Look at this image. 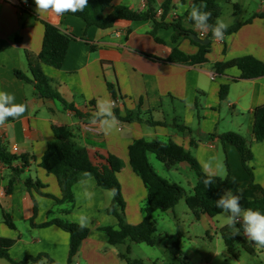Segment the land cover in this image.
<instances>
[{
	"label": "crops",
	"instance_id": "0c3cea01",
	"mask_svg": "<svg viewBox=\"0 0 264 264\" xmlns=\"http://www.w3.org/2000/svg\"><path fill=\"white\" fill-rule=\"evenodd\" d=\"M165 1L154 0L152 7L157 11ZM192 1L169 0L164 23L170 24L174 18L190 13ZM215 1L219 5H231L232 10L234 4L238 5L239 11H232L230 22L226 24L229 27L241 26L235 33L225 35L223 40L212 38L207 62L190 65L157 60L167 59L173 49L186 56L198 52L191 38L178 35L173 39L174 30L170 26L156 28L154 35L160 41H155L150 34L153 23L148 20L130 22L120 19L109 29L86 28L84 21L75 16L64 14L57 17L50 12L38 15L36 11L32 16L20 11L18 0H0V91L14 94L16 103L27 105V111L21 118L8 119L0 127V141L7 153L17 158L10 164L0 161V238L13 240L8 251L12 261L47 255L55 264H67L69 233L54 224L44 225L51 219L80 225L81 218H84L88 224L89 233L81 241L72 264H127L121 255L129 246L130 256L138 245L129 240L110 245L107 235L99 230L103 226L117 228V219L105 212L112 201L110 191L101 189L93 177L73 185V202L61 204L47 196L61 198L55 176L47 174L39 166L47 146L55 139L53 127H67L73 144L85 148L94 164L100 162L99 156L113 155L122 160L123 167L116 178L125 204L124 218L131 225L142 221L143 210L147 206L146 188L128 162V147L138 139L171 141L188 150L205 174L224 181L219 186L222 194L229 189L241 199L253 201L262 198L264 142L255 140L252 127L255 109L264 105V76L240 79V71L234 66L225 69L223 74H217L214 68L217 63L245 56L264 64V0H260L261 6L245 19H240L241 7L234 0L231 3ZM112 4L124 5L133 11L147 9L145 0H112ZM109 12L107 9L105 14ZM156 15V21L160 22L161 16L157 12ZM219 18L222 20V14ZM180 22L183 29L200 34L184 19ZM44 24L53 25L72 37L59 69L43 64L38 58ZM91 45L93 50H90ZM16 70L30 79L32 71L48 78L51 88L81 114L65 109L58 101L39 97L33 83L15 76ZM107 83L115 86L116 95L120 98L112 108V111L114 108L117 110L118 123L105 134L100 130L99 122L93 124L92 120L98 111V101L114 102ZM222 85L228 86L223 101L219 99ZM132 110L138 111L140 120L124 122L122 119L127 111ZM223 114L227 116L222 118ZM224 119L227 123L222 126ZM226 132L237 133L246 140L251 153L248 165L252 171V182L259 188L250 186V177L243 168L237 149L219 140L218 135ZM149 154L152 153H147L148 161L157 173ZM162 166L167 175L190 168L184 162L170 168ZM26 179L39 181V192L27 190ZM196 180L195 176L192 190ZM183 202L186 204L185 198ZM179 204L180 201L171 210L155 211L152 218L156 225L163 222L173 231L179 220L176 211ZM188 212L193 216L190 210ZM4 215L9 216L14 228L4 224ZM193 218L194 222L212 223L211 230L215 236L219 235L225 223L217 215L201 214L199 219ZM242 223L241 219L237 224ZM172 231L165 232L167 238H173ZM241 235L247 239L243 230ZM253 245L254 249L257 248ZM167 247L166 252L175 262H180L168 252ZM0 264L11 263L0 258ZM39 264L53 263L43 257Z\"/></svg>",
	"mask_w": 264,
	"mask_h": 264
},
{
	"label": "trees",
	"instance_id": "16d2710c",
	"mask_svg": "<svg viewBox=\"0 0 264 264\" xmlns=\"http://www.w3.org/2000/svg\"><path fill=\"white\" fill-rule=\"evenodd\" d=\"M18 1L22 13H27L32 16L35 15L36 5L34 0H27V2H25V0ZM145 2L147 5L145 11H133L124 5H113L112 0H88V7L82 12H77L75 14L69 12L66 13V15L82 19L86 28L96 27L97 29L112 28L114 23L120 19L130 22L148 20L153 23V29L150 34L155 41H160L154 35L156 28L170 26L174 30L173 39L178 35L191 38V42L198 47V52L195 55L186 56L177 49H173L167 59H157L159 62H184L190 65L207 62L206 55L209 52L211 43L209 41L208 44H205L204 41L213 38L211 31L201 40L198 38L199 35L195 34L193 31L183 29L180 22L181 19H184L192 27H195L194 22L189 19V13L184 14L181 18H174L170 24L164 23L163 19L168 10L169 0L162 3L161 9L163 12L160 15V22H157L156 10L152 7L154 0H145ZM225 2L231 3V0H225ZM194 4L198 7L205 4L207 5L206 8L202 7L201 10L211 11L212 19L209 21L210 24H215L216 18H219L222 14L221 7L215 0H193L190 6L192 7ZM107 9H109L110 12L105 14ZM237 11H239V6L234 4L233 12L236 13ZM240 26L241 24H235L228 27L225 35L235 33ZM71 39V36L62 33L57 27L44 24L42 45L38 54L39 60L43 64L53 68H61ZM93 49L94 46L91 45L90 50ZM233 66L240 71V79H253L264 76V64L250 56L237 58L225 63H217L214 69L217 74H223L225 69ZM14 73L19 79L33 83L39 97L58 101L65 109L74 111L76 115L81 114L74 109L72 105L68 104L59 93L51 88L49 80L45 76L32 71V79H30L17 70L14 71ZM107 88L115 102L114 104H116V100L120 97L116 95L115 86L112 83H107ZM227 93L228 86L222 85L219 90V99L221 101L225 100ZM113 112L118 119L116 108H114ZM122 120H124V122L140 120L138 111H127L126 116ZM148 124L154 123L148 122ZM53 134L55 139L47 146L39 166L43 168L47 174L55 176L61 189V198L58 199L51 195L47 196L61 204L73 202V185L87 177H93L101 189L110 191L115 188L117 194L115 197H112V201L105 212L117 219V228L111 226L99 227V230L107 235L110 245L121 244L125 240H129L136 244L145 243L148 246H153V234L156 232V222L152 218L153 213L155 211L164 212L173 209L183 197V189L178 184L168 182L154 171L148 161L147 153L154 154L155 158L164 164L166 168L184 162L188 164L190 169L194 172L197 179L196 184L193 187L192 194L185 198V203L196 219H199L201 214L214 217L221 211L216 208L215 201L222 195L219 186L224 184L223 180L210 176L213 183L210 187H206L204 180L209 176L202 171L201 167L188 150L171 141L163 142L158 139L146 141L144 139H138L128 147V162L133 173L139 176L146 188L147 206L143 210L142 221L137 225H131L127 223L124 218L123 210L125 204L121 195L120 184L116 178V174L123 167L122 160L113 155L99 156L100 162L94 164L90 160L85 148L76 147L73 144L67 127H53ZM252 134L256 141L264 142V105L258 107L254 111ZM218 138L222 144H230L237 149L243 168L250 177V186L259 188L252 182V171L248 165L251 160V153L248 149L246 140L241 135L234 132L221 133L218 135ZM15 160L17 161V158L9 155L5 146L0 141V161L5 164H10ZM21 160L23 164H25V158L22 157ZM40 186L41 184L37 180L26 179L25 181V188L27 190L34 189L39 192L38 189ZM260 190L262 192L261 199L253 201L241 199V207L244 209L251 208L253 210H259L264 214V190L261 188ZM3 219L5 225L9 228H14L9 216L4 215ZM50 224H54L69 233L70 241L67 264H72V259L81 241L87 237L89 229L87 227L82 229L79 224L60 219H51L44 223V225ZM236 227L240 229V234L238 235H233L232 229L227 226L220 228L219 235L224 242L227 253L235 260H238L239 253L237 251V245H240V247L250 255L255 254V249L254 243L248 241L241 235L243 230L242 225L236 224ZM179 241L180 239L178 238L167 247V250L184 264V261H181L182 251L179 247ZM12 245L13 240L0 238V258H4L11 264H39L43 257H45L49 263L55 264L47 255H39L37 257L27 256L19 262H14L8 255V251ZM129 253L130 248L127 246L124 253L121 255L127 264H145L141 259H132Z\"/></svg>",
	"mask_w": 264,
	"mask_h": 264
},
{
	"label": "rangeland",
	"instance_id": "374dc122",
	"mask_svg": "<svg viewBox=\"0 0 264 264\" xmlns=\"http://www.w3.org/2000/svg\"><path fill=\"white\" fill-rule=\"evenodd\" d=\"M234 2L241 7L240 19L247 18L251 12L261 6L260 0H234ZM220 6L222 8V20L225 23L230 22L231 12L233 11L232 6L224 3ZM225 111L228 112L227 109ZM224 116L227 115L223 114L222 118ZM226 121L227 119L221 121V125L224 126L227 123ZM148 156L161 177L178 184L183 189V197L178 208H176L179 220L176 222V226H173V231L169 227H165L163 222H158L154 235L155 245L149 247L144 243L138 244L133 254L130 255L131 258H141L146 262L143 261L145 264H151L149 260L156 261L157 264H183L182 262H175L174 258L165 250L166 246L171 245L179 238V247L182 251L181 261L186 264H264V250L257 247L255 248V254L250 255L238 245L239 259L235 260L227 253L221 237L219 235L215 236L213 229L211 230L212 223L194 222V218L189 214L186 204H183L184 198L192 193L193 182H195V174L190 168H187V170L179 169L178 172L173 171L171 175H167L162 168V164L155 159L154 154ZM192 222L193 224H191ZM207 230L208 232H206ZM169 231L173 232V238L166 237L165 232ZM208 235L211 237H207ZM217 253H221V256L226 258L221 259L216 255Z\"/></svg>",
	"mask_w": 264,
	"mask_h": 264
},
{
	"label": "clouds",
	"instance_id": "9594fccd",
	"mask_svg": "<svg viewBox=\"0 0 264 264\" xmlns=\"http://www.w3.org/2000/svg\"><path fill=\"white\" fill-rule=\"evenodd\" d=\"M27 2V0H25ZM36 5L35 11L40 14L53 13L60 17L66 13L82 12L88 7V0H34ZM206 8L207 5L197 6L192 5L189 13V19L194 22L195 28L199 31V39L203 40L205 35L211 31L215 40L220 41L225 38V32L229 25L220 18H216L215 24H210L212 19L211 11H202L201 8ZM98 111L95 114L92 123L99 122L100 130L105 134L111 132L118 121L112 111L115 107L114 102L108 100H100L97 102ZM27 111V105L24 103H16L15 95L6 91H0V127L5 125V122L12 118L13 120L21 118ZM213 181L209 176L204 180L206 187H210ZM117 190H110V196L115 197ZM241 196L234 194L231 190H226L218 200L215 201L216 208L221 211L217 213L218 218L225 223L222 226H227L232 229L233 235L240 234V229L236 224L242 219V227L247 239L253 242L257 247L264 248V214L259 210L251 208L244 209L240 204ZM88 224L84 218H81L80 227L83 229ZM221 259L226 257L221 256V253L216 254Z\"/></svg>",
	"mask_w": 264,
	"mask_h": 264
},
{
	"label": "built area",
	"instance_id": "2783aa9c",
	"mask_svg": "<svg viewBox=\"0 0 264 264\" xmlns=\"http://www.w3.org/2000/svg\"><path fill=\"white\" fill-rule=\"evenodd\" d=\"M156 12H157L158 15H161V13H162L161 8H159ZM199 35H200V34H199ZM14 150H16V148H14Z\"/></svg>",
	"mask_w": 264,
	"mask_h": 264
},
{
	"label": "water",
	"instance_id": "95a60500",
	"mask_svg": "<svg viewBox=\"0 0 264 264\" xmlns=\"http://www.w3.org/2000/svg\"><path fill=\"white\" fill-rule=\"evenodd\" d=\"M209 41H210V39H206V40L204 41V43H205V44H208Z\"/></svg>",
	"mask_w": 264,
	"mask_h": 264
}]
</instances>
